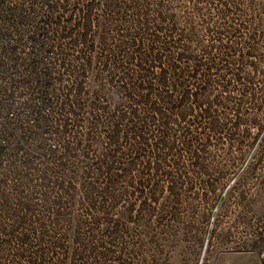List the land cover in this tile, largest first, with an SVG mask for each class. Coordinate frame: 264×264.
<instances>
[{"label":"rangeland","instance_id":"rangeland-1","mask_svg":"<svg viewBox=\"0 0 264 264\" xmlns=\"http://www.w3.org/2000/svg\"><path fill=\"white\" fill-rule=\"evenodd\" d=\"M152 2L178 49L140 62L115 52L114 0H0L45 80L0 135V263L39 234L46 264H264V0Z\"/></svg>","mask_w":264,"mask_h":264},{"label":"trees","instance_id":"trees-1","mask_svg":"<svg viewBox=\"0 0 264 264\" xmlns=\"http://www.w3.org/2000/svg\"><path fill=\"white\" fill-rule=\"evenodd\" d=\"M112 6L115 18L114 43L116 44V53L124 56L123 52L132 51V56H134L136 59L139 58L140 62H142L145 60V58H147V55H150L151 52H154L155 45H158L166 56L168 53L175 54V51L178 49V39L176 37L178 35L174 29V14L172 15L163 13L162 10L158 8L159 3L157 2L154 4L152 0H114ZM151 17L156 20L155 23L150 21ZM121 23H123L122 27H124V25L125 27L122 28V32L120 33L119 24ZM147 38L150 40V42H152H149V51H146V48H143L145 45V39ZM116 56L118 57V54ZM117 57L114 59L115 64L119 62V58ZM116 67L120 68L121 66L120 64H117ZM144 69L145 68H140L139 70L132 71L131 78L133 81L135 80V83H130V85L131 90L133 86H136V91L143 92L145 95L147 93L148 95V93L151 91V88L144 79L145 74L148 72ZM47 84L51 90L55 88V83L53 78H51V75L49 76ZM128 90H130L129 86ZM66 102V105L69 102L73 103L68 94L66 96ZM199 145H202V143ZM1 147L3 150L5 146ZM54 153L55 152H52L48 156L46 154H42L39 155V157L49 159ZM28 157L29 155L26 153L23 154L22 159L27 161ZM0 158H4L3 152H0ZM36 237H39L37 243L39 247L36 250L34 249L31 251L33 256H30L29 261H26L25 264H46V260L52 258L53 256L55 242H53L50 246L44 247L41 243L43 236L38 234ZM27 240V235H24L22 243L28 244ZM27 246H29V244ZM16 264L22 263L17 262Z\"/></svg>","mask_w":264,"mask_h":264},{"label":"built area","instance_id":"built-area-1","mask_svg":"<svg viewBox=\"0 0 264 264\" xmlns=\"http://www.w3.org/2000/svg\"><path fill=\"white\" fill-rule=\"evenodd\" d=\"M21 51L0 34V135L14 131L8 120L21 117L22 111L29 112L28 104L34 92L38 95L37 102L43 101L44 70L35 73L32 61H24ZM32 123H40L39 118ZM1 141L5 146V140Z\"/></svg>","mask_w":264,"mask_h":264},{"label":"water","instance_id":"water-1","mask_svg":"<svg viewBox=\"0 0 264 264\" xmlns=\"http://www.w3.org/2000/svg\"><path fill=\"white\" fill-rule=\"evenodd\" d=\"M217 208H218V206L216 207V209ZM213 221H214V217L212 218V223H213ZM210 235H211V229L209 230V233H208V236H207V240H206V243H205V248H204V251H203L202 258L204 257V254H205V251H206V247L208 245V241H209ZM262 259L264 260V253L262 255Z\"/></svg>","mask_w":264,"mask_h":264}]
</instances>
